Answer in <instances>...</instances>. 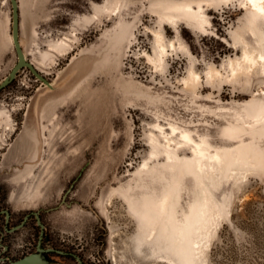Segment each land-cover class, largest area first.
<instances>
[{
    "label": "rangeland",
    "instance_id": "1",
    "mask_svg": "<svg viewBox=\"0 0 264 264\" xmlns=\"http://www.w3.org/2000/svg\"><path fill=\"white\" fill-rule=\"evenodd\" d=\"M18 2L22 49L52 86L22 68L0 90L1 207L13 225L40 211L42 246L85 264H176L151 199L168 194L182 223L211 207L197 264H264V33L252 34L245 0ZM184 3L211 23L196 26ZM17 61L12 4L0 0V83ZM200 148L206 165L223 158L210 173L196 169ZM40 233L32 216L0 234L6 256L36 252Z\"/></svg>",
    "mask_w": 264,
    "mask_h": 264
},
{
    "label": "bare ground",
    "instance_id": "2",
    "mask_svg": "<svg viewBox=\"0 0 264 264\" xmlns=\"http://www.w3.org/2000/svg\"><path fill=\"white\" fill-rule=\"evenodd\" d=\"M179 8L186 9L184 11L187 14H183L192 17V21L195 23V25L201 27L202 29H205L208 24L211 23L205 12H202V17L192 15V13L196 12V9L192 7L191 3H184L182 5H179ZM199 8L203 9L204 7L199 4ZM246 8L248 10V16H246V18L251 25L250 27L252 29V34L255 36H260L264 33V0H245V6L243 7V9ZM259 56L260 59L264 62V50L260 52ZM244 58L246 62H250L252 64L256 63L255 58L248 52L245 53ZM32 131H38L35 121H33L30 127V132ZM32 136L34 138V135ZM27 144L32 146V140L25 141V145ZM205 153V150L200 148L197 154L198 158L196 169L200 174L204 172L210 173L211 169L209 168V166L214 170V168L223 161L222 156L219 153H216L215 155L208 156V165H206L205 160L207 157ZM168 198V194H157L154 197H151L153 202L152 206L157 208L153 210H155L160 216L166 215V224L164 225L162 231H172L173 233V236H165V240L162 244H164V246L167 248V251L168 249L170 250V247L176 248V254L179 257V262L175 261L176 264H197V260L203 253V247L205 245L204 240L206 239L210 230L209 224L211 218L208 216V212L209 210H211V207L209 205H205V207H203L202 203H200L196 211L192 209L193 212L190 218L182 223L171 215L172 213L170 212V209L168 207ZM195 234H198L196 239L194 238Z\"/></svg>",
    "mask_w": 264,
    "mask_h": 264
},
{
    "label": "water",
    "instance_id": "3",
    "mask_svg": "<svg viewBox=\"0 0 264 264\" xmlns=\"http://www.w3.org/2000/svg\"><path fill=\"white\" fill-rule=\"evenodd\" d=\"M10 1L12 4V36H13V41H14L18 61L15 64V66L12 68L9 76L4 78V80L0 83V90H3L10 85L13 82V80L16 78L18 71L21 70L22 68H28L33 73V75H35V77H37L39 80L43 81L48 86H51L52 84H51V82H49L48 78H46L44 76V74H42L38 70L37 66L32 61H29L26 58V55H25V53L22 49L21 43H20V24H21L20 5H19L18 0H10ZM4 212L6 213L7 219L9 220L11 217V211L6 209V210H4ZM32 215L35 216V218L37 219V223L41 228V233H40L36 252L30 253V254H28V255L20 258V259L11 261L10 264H47L48 263V260L46 257L47 253H52V252H58L61 254L67 253L64 250H60V249H56V248H46V247L42 246L43 245V239L45 236V224L42 221L40 211L29 212L24 217V220L20 224L14 226L9 231L10 232H16L17 230L25 227L27 221L29 220V218ZM0 245H2L1 241H0ZM4 247L6 248V246H4ZM72 254L76 257L79 264H85L83 259L80 256H78L76 253H72Z\"/></svg>",
    "mask_w": 264,
    "mask_h": 264
},
{
    "label": "flooded vegetation",
    "instance_id": "4",
    "mask_svg": "<svg viewBox=\"0 0 264 264\" xmlns=\"http://www.w3.org/2000/svg\"><path fill=\"white\" fill-rule=\"evenodd\" d=\"M219 13V12H217ZM2 205V192L0 190V217H3L5 218V220L0 224V234L5 235V234H11V233H14V232H10L9 230L12 229L14 227L13 223H12V212H11V217L10 219L8 220L7 219V215L6 213L4 212V210H6L7 208L5 207H1ZM33 216V215H32ZM32 216L29 218L31 219ZM24 220V219H23ZM22 220V221H23ZM21 221V222H22ZM28 222V221H27ZM27 224V223H26ZM38 224V223H37ZM1 243L2 245H0V247L3 249V251L1 252L0 254V262L2 264H10L11 261H14L12 259H10L9 256H6V254L11 250V247L9 245H4L2 240H1ZM6 246V248L4 247ZM58 249V248H56ZM65 252H67L66 254H61V253H58V252H52V253H47L46 254V257H47V260H48V263L47 264H51V259L53 256H60L62 258H66V259H69L77 264H79V262L77 261L76 257L72 254L73 252L69 251V250H65ZM78 255V254H77ZM79 256V255H78ZM81 257V256H80Z\"/></svg>",
    "mask_w": 264,
    "mask_h": 264
}]
</instances>
